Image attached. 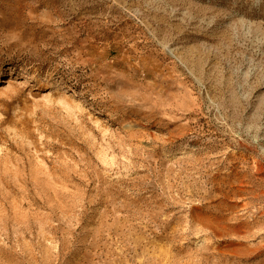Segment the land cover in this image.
<instances>
[{"label":"rangeland","instance_id":"1","mask_svg":"<svg viewBox=\"0 0 264 264\" xmlns=\"http://www.w3.org/2000/svg\"><path fill=\"white\" fill-rule=\"evenodd\" d=\"M0 264H264V0H0Z\"/></svg>","mask_w":264,"mask_h":264}]
</instances>
